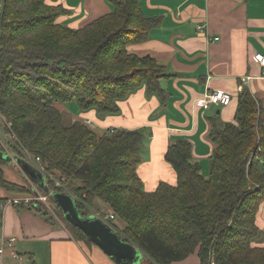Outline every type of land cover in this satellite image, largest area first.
<instances>
[{
    "label": "trees",
    "instance_id": "obj_1",
    "mask_svg": "<svg viewBox=\"0 0 264 264\" xmlns=\"http://www.w3.org/2000/svg\"><path fill=\"white\" fill-rule=\"evenodd\" d=\"M139 1L111 0L112 14L74 29L63 23L70 14L62 6L0 0V114L18 139L15 150L41 158L48 174L64 180L83 217L108 206L125 227L108 223L150 264L196 252L201 264H264V248L255 246L263 237L256 219L264 202V109L248 87L239 94L235 122L213 124L209 179L193 163L192 145L178 140L166 154L177 185L162 183L151 193L138 174L143 131L100 135L82 121L66 124L60 105L109 116L143 86L164 96L166 69L130 51L156 25ZM4 165L0 160V188L27 193L5 179ZM33 209L52 223L39 206Z\"/></svg>",
    "mask_w": 264,
    "mask_h": 264
},
{
    "label": "crops",
    "instance_id": "obj_2",
    "mask_svg": "<svg viewBox=\"0 0 264 264\" xmlns=\"http://www.w3.org/2000/svg\"><path fill=\"white\" fill-rule=\"evenodd\" d=\"M46 1L65 8L70 15L62 21L74 29L114 12L111 0ZM139 5L144 16L156 25L148 39L131 46L130 51L140 57L150 56L166 69L167 76L160 81L164 96L151 95L143 86L119 102L117 115L109 116H101L95 110L72 115L65 106L59 109L68 124L90 122L88 126L97 128L100 135L112 130L143 131L146 139L138 174L145 191L151 193L162 183L177 185V173L166 161V154L178 140L192 145L193 163L209 179L216 148L211 139L213 124L222 128L235 122L243 86L251 90L264 109V68L255 59L256 54L264 55V0H140ZM215 92L231 95V105L207 104V95ZM0 121L3 123L1 118ZM12 155L35 179L13 165L11 169L2 167L7 181L16 185L27 182L47 196L48 202L54 193L70 196L78 208L70 191L53 188L37 166L16 152ZM15 197L0 188V198L5 202ZM109 211L105 216L112 215ZM0 214V236L16 239L14 247L7 246L5 251V259L15 264L14 251L25 259V264H117L90 240L91 243L79 241L64 225L47 223L31 206H8ZM112 221L120 229L125 227L119 219ZM256 224L263 237L255 246L264 248V202ZM139 264L150 262L143 254ZM172 264H201V260L196 252Z\"/></svg>",
    "mask_w": 264,
    "mask_h": 264
},
{
    "label": "water",
    "instance_id": "obj_3",
    "mask_svg": "<svg viewBox=\"0 0 264 264\" xmlns=\"http://www.w3.org/2000/svg\"><path fill=\"white\" fill-rule=\"evenodd\" d=\"M0 160L18 166L27 176L34 178L32 172L24 167L17 156L0 152ZM46 193H49L48 191ZM52 201L63 211L66 220L81 230L88 239L109 255L117 264H139L142 252L128 243L122 234L108 222L96 217H83L73 198L63 194H52Z\"/></svg>",
    "mask_w": 264,
    "mask_h": 264
},
{
    "label": "built area",
    "instance_id": "obj_4",
    "mask_svg": "<svg viewBox=\"0 0 264 264\" xmlns=\"http://www.w3.org/2000/svg\"><path fill=\"white\" fill-rule=\"evenodd\" d=\"M216 40H218V39H216ZM255 59L264 68V55L256 54ZM232 100H233V98L231 95H229L227 93H223V92H215V93L207 95V97H206L207 104L215 105V106H219V107H227V106L231 105ZM0 118L3 121V123L0 121V152L7 153L9 155H12V153H15V152L17 153V151L15 150L16 149L15 144H17L18 139H17L15 134L11 133V124L7 123L1 114H0ZM87 123H88V125L90 124V122H87ZM112 133H114V130L111 131V134ZM6 142H8V143H6ZM18 154L22 155L28 161L32 162L35 166H37L40 169V171H42L48 177L49 181L53 182V184H54L53 188H55V189H66L64 180H60V179L56 178L55 176L47 173L45 165H44L41 158L34 157L33 155L29 154L28 152H20ZM66 190L68 191V189H66ZM36 192H37L36 194H38V196L36 197V200L48 202L47 196H44L38 190H36ZM75 198L77 199L76 196H75ZM77 201H78V199H77ZM32 202L33 201L30 198H23V199L10 198V199H7L6 202L0 198V211L1 210L3 211L8 206H14V207L22 206V205L31 206ZM95 216L101 218L105 222H108L109 220L115 219L114 215L103 216L99 213H95ZM2 224H3V217L0 214V228H1ZM15 241H16L15 238H4V237L0 236V264H3V262L5 260L6 247L8 246V247L13 248ZM12 258L14 260H16L17 264H25L24 258L22 256H20L18 253H16L15 251L12 252ZM212 264H214V263H212Z\"/></svg>",
    "mask_w": 264,
    "mask_h": 264
},
{
    "label": "rangeland",
    "instance_id": "obj_5",
    "mask_svg": "<svg viewBox=\"0 0 264 264\" xmlns=\"http://www.w3.org/2000/svg\"><path fill=\"white\" fill-rule=\"evenodd\" d=\"M60 106H64V105H60ZM65 108L67 110H69V112L72 115H78L79 112H83V110L79 107V105L77 103H71L65 106ZM80 119V118H78ZM69 122L66 121V124H68ZM95 131H98L97 128H93ZM8 143V142H6ZM13 166L11 163L8 165H4L3 168L5 169H11ZM21 188H24L25 190H27V193H23V194H14L17 199H23V198H30L32 199V205L31 207L34 208L35 206H39L41 210H43L44 212L47 213L48 215V219L51 220L52 223L54 224H59V225H64L69 231H71V233L73 234V236L77 239V240H81L79 239V237L74 233V231L72 230L71 225L69 224V222L66 220L65 215L63 214V212H61L55 205L54 203H52V201L49 202H43V201H38L36 200V197L38 196V194H36V190L35 188H33L30 184H28L27 182H25L22 185H18ZM69 191V190H68ZM43 196V195H42ZM25 207H28L26 205H22ZM99 208V207H98ZM100 212L103 214V216H105V213L110 212L109 211V207L108 206H103L100 208ZM92 213V212H91ZM93 213H97L96 211H93ZM260 243V242H258ZM256 244V243H255ZM25 260V259H24ZM3 264H15L14 261H9V260H4ZM28 264V263H26Z\"/></svg>",
    "mask_w": 264,
    "mask_h": 264
}]
</instances>
